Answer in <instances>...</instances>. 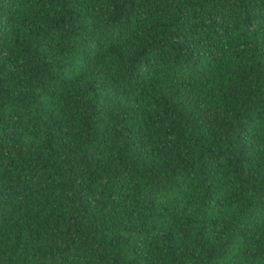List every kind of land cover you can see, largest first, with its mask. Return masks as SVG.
I'll list each match as a JSON object with an SVG mask.
<instances>
[{
    "label": "trees",
    "instance_id": "trees-1",
    "mask_svg": "<svg viewBox=\"0 0 264 264\" xmlns=\"http://www.w3.org/2000/svg\"><path fill=\"white\" fill-rule=\"evenodd\" d=\"M0 264H264V0H0Z\"/></svg>",
    "mask_w": 264,
    "mask_h": 264
}]
</instances>
